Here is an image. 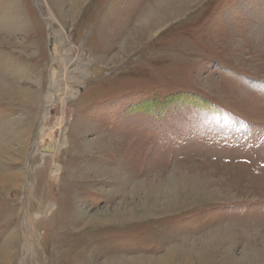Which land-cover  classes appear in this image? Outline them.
I'll list each match as a JSON object with an SVG mask.
<instances>
[{
  "label": "rangeland",
  "instance_id": "rangeland-1",
  "mask_svg": "<svg viewBox=\"0 0 264 264\" xmlns=\"http://www.w3.org/2000/svg\"><path fill=\"white\" fill-rule=\"evenodd\" d=\"M163 1L0 0V264H264V0Z\"/></svg>",
  "mask_w": 264,
  "mask_h": 264
},
{
  "label": "bare ground",
  "instance_id": "bare-ground-1",
  "mask_svg": "<svg viewBox=\"0 0 264 264\" xmlns=\"http://www.w3.org/2000/svg\"><path fill=\"white\" fill-rule=\"evenodd\" d=\"M168 2V1H167ZM163 3H165V0L163 1ZM163 8L165 7L164 5L162 6ZM161 7V8H162ZM162 8V9H163ZM167 8V7H166ZM163 11V10H162ZM161 11V12H162ZM166 11H167V9H166ZM160 12V13H161ZM164 12V11H163ZM159 13V14H160ZM158 14V12L157 13H153V14H151V16H149L144 22L146 23V25H145V27H147V28H150V25H149V21H150V19H153L156 15ZM161 14H163V13H161ZM160 18H162V17H160ZM156 20V19H155ZM159 21V20H158ZM150 22H152V21H150ZM144 23V24H145ZM154 27H156V26H154ZM147 30V29H146ZM56 32L54 31L53 32V37H54V41H55V38H56ZM60 49H59V47L56 45V43L54 42L53 43V45H52V56H53V61H54V63L57 65L58 63H63L60 59H59V57H57L58 55H60L59 53H61L60 51H59ZM62 54V53H61ZM63 59V58H62ZM62 65V64H61ZM79 70V69H78ZM65 72V71H64ZM81 72H83L82 70H81ZM69 78H71V77H69ZM64 79H66V78H64V76L62 75V71H61V74L60 75H58V73H54L53 72V74L51 75V87H50V92H49V94H48V98L50 99V101H49V103H52L55 99H56V101H59V105H61L62 107L66 104V102L68 101V100H70V99H73L75 96H76V91L74 90V88L72 87V86H67L66 84L69 82V79H67V82L64 84ZM75 81V83H77L79 80H74ZM73 81V82H74ZM72 82V83H73ZM61 83H63L64 84V89L63 88H61L62 86H63V84H61ZM60 94V95H59ZM53 104V103H52ZM55 105H57V104H55ZM48 106H51V104H49ZM55 107H57V106H55ZM49 108V107H48ZM61 108V107H60ZM56 111V110H55ZM47 112V111H46ZM48 113V112H47ZM46 113V119H48V114ZM51 117V116H50ZM46 119L44 120V122H43V127H44V129H46V130H52V129H50V128H48L47 126H46ZM43 148L44 149H46V152H55V145H54V143H49L48 145H44L43 146ZM16 178H14L13 179V181L15 180ZM0 180H2V178L0 179ZM3 181V180H2ZM123 218V217H122Z\"/></svg>",
  "mask_w": 264,
  "mask_h": 264
},
{
  "label": "water",
  "instance_id": "water-1",
  "mask_svg": "<svg viewBox=\"0 0 264 264\" xmlns=\"http://www.w3.org/2000/svg\"><path fill=\"white\" fill-rule=\"evenodd\" d=\"M42 151L46 152V149L43 148Z\"/></svg>",
  "mask_w": 264,
  "mask_h": 264
}]
</instances>
